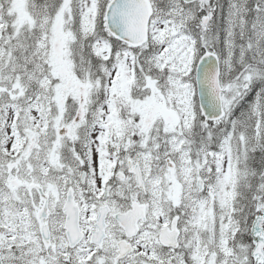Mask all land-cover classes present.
I'll return each instance as SVG.
<instances>
[{
  "label": "snow or ice",
  "instance_id": "obj_1",
  "mask_svg": "<svg viewBox=\"0 0 264 264\" xmlns=\"http://www.w3.org/2000/svg\"><path fill=\"white\" fill-rule=\"evenodd\" d=\"M0 264H264V0H0Z\"/></svg>",
  "mask_w": 264,
  "mask_h": 264
}]
</instances>
